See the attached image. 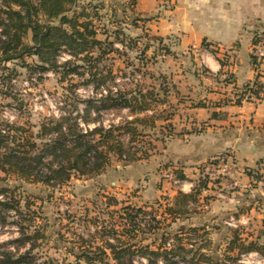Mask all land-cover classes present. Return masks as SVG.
I'll return each instance as SVG.
<instances>
[{
	"label": "trees",
	"instance_id": "16d2710c",
	"mask_svg": "<svg viewBox=\"0 0 264 264\" xmlns=\"http://www.w3.org/2000/svg\"><path fill=\"white\" fill-rule=\"evenodd\" d=\"M78 3V0H0V84L12 89L16 66L21 65L33 69V74L38 73V79L49 71L64 77L79 76L83 79L80 83L93 85L98 95L87 100L80 98L87 102L83 109L80 102L72 105L66 100L63 111L58 116H45L36 130L33 126L0 120V174L3 173L0 225L16 226L18 233L17 237L0 242V264H137V261L142 264L143 261L146 264H240L243 255L253 252L264 258V243L252 239L251 234L243 237L244 228L240 225L230 228L232 237L224 241V256L211 239V225L209 228L208 224L174 226L197 213L206 181L190 192L178 191L174 197L167 198L172 202L153 211L131 203L117 208L116 199H101V204L110 210L108 218H103V223L95 220L93 232L78 234L79 245L68 250L75 257L73 262L47 256L38 249L47 244L50 235L47 223L38 222L40 212L31 210L36 196L27 194L22 184L7 182L8 179L14 177L17 181L56 188L67 184L75 175L103 173L114 157L127 163L146 158L149 149L142 137L148 134L147 130L155 129L159 120L173 119L172 115L162 117L155 110L157 104L166 101L162 94L167 97L170 92L167 87L138 86L124 90L118 85V79L111 82L108 78H112L111 68L99 66V61L113 51L105 43L110 37L106 40L97 37V29L87 18L89 14L85 10L77 12ZM63 52L70 58L61 61ZM253 61L257 63L256 56ZM254 83L256 89L248 83L243 93L253 90L255 96L261 97L264 83L258 80ZM242 97L237 103H241ZM113 107L127 108L130 115L106 126L99 117L102 110ZM92 113L95 117L91 118ZM136 142L141 146L137 147ZM176 173L179 178H186ZM243 212L241 209L235 216ZM11 216H14L12 220ZM212 228L222 227L216 224ZM148 239L152 241L145 243Z\"/></svg>",
	"mask_w": 264,
	"mask_h": 264
},
{
	"label": "rangeland",
	"instance_id": "374dc122",
	"mask_svg": "<svg viewBox=\"0 0 264 264\" xmlns=\"http://www.w3.org/2000/svg\"><path fill=\"white\" fill-rule=\"evenodd\" d=\"M78 1L77 12L85 10L89 14L87 18L92 22L91 26L97 29V37L101 40L110 37L109 41L107 39L105 43L107 48L113 51L109 57L99 61V66L103 69L111 68L112 78L108 77L113 80L111 82L118 79V85L124 90L136 89L138 86L144 88L154 86L158 89L161 86L167 87L170 90L167 97L162 94V98H166V101L157 104L155 110L162 117L172 115L173 119L172 121L159 120L158 126L155 129L147 130L148 134L142 137L141 140L146 143L145 146L149 149V156L146 158L127 163L114 157L112 164L103 173L94 176L75 175L67 184L56 188L17 181L14 180V177L7 180L9 183L22 184L27 194L36 196L35 199H32L34 204L31 210L40 212L38 213L40 215L38 222L47 223V231L50 235L47 244L39 246L38 249L47 256L56 257L61 261L66 259L67 262L75 260V257L68 250L79 245L78 234L87 235L93 232L96 228L95 220L103 223V218H108L110 210L101 204V199L107 200L105 197L108 200L111 198V201L116 199L119 204L117 208L122 207L125 203H131L147 208L149 211L157 208L162 209L168 202H172L167 199L172 198L167 188L168 185L154 179V173L160 167L155 166L153 160L154 156H158L160 152L166 149L168 135L176 132L173 120L176 117L177 119L184 118L181 116L182 104H186L183 101H188L190 104V99H186L185 96L187 95L178 90L177 82L180 79L184 80L185 71L188 72L192 69L190 59L188 61L180 59L182 58V51L178 49L177 45L179 37L161 35L149 27L148 21H152L155 16L140 17L135 10L136 0L133 4L132 0ZM173 7L174 3H168V8ZM110 41H114L116 44L110 46ZM27 42L30 43V39H27ZM195 49V46L190 45L185 51L194 56L196 54ZM28 61L33 63L31 58ZM16 68L17 74L12 89L0 84V120L33 126L36 130L45 116H58L63 111L62 108L66 100L72 105L75 102H80L79 106L83 109L87 102L80 101V98L87 100L98 96L93 85L80 83L83 79L79 76L64 77L63 74L49 71L43 74L42 79H38L39 74H33V69L21 65H17ZM251 93L253 94V90L246 91L248 97H255ZM256 98L260 97L256 96ZM67 106L71 108L69 105ZM129 115L130 112L127 108L113 107L102 110L99 120L108 126L111 123H118ZM92 117H95L93 113ZM96 124L99 123H91L90 127H94ZM135 145L141 146L138 142ZM222 156H231L235 164L238 163L231 153ZM163 167L167 169L169 165L165 164ZM0 176H3V173ZM219 176L221 177L213 176L214 179H209L210 175L202 172V176L196 179V186L205 181L207 183L221 182L228 175ZM169 181L171 184L181 182L177 181L176 183L174 179ZM158 188L161 190L159 195L156 193L157 190L155 191ZM263 188L264 183L261 189ZM216 189H219V193L223 194L230 191L229 187L223 185ZM250 194L252 195L254 192L252 191ZM208 196L212 199L218 195H210L209 193ZM218 199L222 202L225 197ZM251 199H255V201L246 204L239 203L240 208L229 207L211 220L204 216L205 213L202 214L203 210H208L206 207L199 209L195 214L201 212V215L198 214L194 220H179L174 226L178 224L189 226L193 222L197 225H205V222H213L209 229L211 239L215 246L219 245L221 248L219 253L223 256L226 247L224 241L227 242L232 237L230 228L237 225L244 228L243 237L251 234L252 239L264 243V194L260 191V198L251 197ZM207 203L209 204L210 201ZM241 209L244 212L236 217L235 213ZM96 216H99L100 219H94ZM13 217L11 216L9 219L12 220ZM231 218L236 221L229 224ZM119 220L117 217V221ZM216 224L222 228L213 229L212 227ZM164 226L167 227V225ZM15 227L13 225L5 227L0 225V242L17 237L18 233ZM151 241L152 239H148L145 243ZM240 262V264H264V258L260 253L253 252L243 255ZM137 264L142 263L137 261ZM143 264H146V261H143Z\"/></svg>",
	"mask_w": 264,
	"mask_h": 264
},
{
	"label": "crops",
	"instance_id": "0c3cea01",
	"mask_svg": "<svg viewBox=\"0 0 264 264\" xmlns=\"http://www.w3.org/2000/svg\"><path fill=\"white\" fill-rule=\"evenodd\" d=\"M168 3L174 7L168 8ZM135 10L142 18L155 16L147 25L156 33L178 36L180 59H190L192 65L184 80L177 82L190 104L183 101L184 118L173 120L176 132L166 149L154 156V165L160 167L154 179L168 185L172 197L180 190L190 192L208 161L231 153L238 162L234 170L219 183H207L198 210L206 207L202 214L211 220L229 207L255 201L251 197L260 198V191L264 194V88L260 98L243 92L248 83H264V57L253 61L256 46L264 44V0H136ZM204 42L209 46L204 47ZM190 45L197 48L194 56L185 51ZM165 164L167 169L162 168ZM170 179L181 182L171 184ZM220 185L230 191L219 193ZM155 191L161 193L159 188ZM209 193L225 199H211ZM198 214L187 219L194 220ZM205 223L209 228L213 222Z\"/></svg>",
	"mask_w": 264,
	"mask_h": 264
},
{
	"label": "built area",
	"instance_id": "2783aa9c",
	"mask_svg": "<svg viewBox=\"0 0 264 264\" xmlns=\"http://www.w3.org/2000/svg\"><path fill=\"white\" fill-rule=\"evenodd\" d=\"M62 54L60 55V60L62 59L66 60L67 59L66 57H70L66 52H63ZM254 54L256 55L258 59H262L264 57V44L262 43L258 44L255 48ZM256 86L257 85L255 83L251 85V87L254 89L257 88ZM260 94H262V91H260ZM251 95L253 94L251 93ZM234 168H235V162L231 159V156H219L217 158H213L210 161H208L207 165L205 166L204 172L210 175L209 179H214L213 176L221 177L219 175L228 174L232 172ZM235 221L236 220L234 218H231V221L229 222V224H232V222H235Z\"/></svg>",
	"mask_w": 264,
	"mask_h": 264
}]
</instances>
